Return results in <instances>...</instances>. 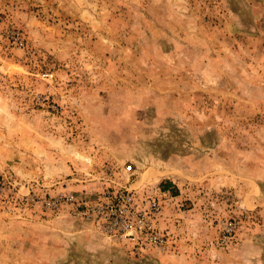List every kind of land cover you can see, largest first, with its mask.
Segmentation results:
<instances>
[{
  "label": "rangeland",
  "instance_id": "1",
  "mask_svg": "<svg viewBox=\"0 0 264 264\" xmlns=\"http://www.w3.org/2000/svg\"><path fill=\"white\" fill-rule=\"evenodd\" d=\"M0 264H264V0H0Z\"/></svg>",
  "mask_w": 264,
  "mask_h": 264
},
{
  "label": "built area",
  "instance_id": "2",
  "mask_svg": "<svg viewBox=\"0 0 264 264\" xmlns=\"http://www.w3.org/2000/svg\"><path fill=\"white\" fill-rule=\"evenodd\" d=\"M160 205L156 200L146 204L145 199L126 190L110 193L105 200L90 206L85 215L110 239L165 250L167 237L157 228Z\"/></svg>",
  "mask_w": 264,
  "mask_h": 264
},
{
  "label": "trees",
  "instance_id": "3",
  "mask_svg": "<svg viewBox=\"0 0 264 264\" xmlns=\"http://www.w3.org/2000/svg\"><path fill=\"white\" fill-rule=\"evenodd\" d=\"M161 189L163 192H169L172 189V183L171 182H164L161 186Z\"/></svg>",
  "mask_w": 264,
  "mask_h": 264
}]
</instances>
